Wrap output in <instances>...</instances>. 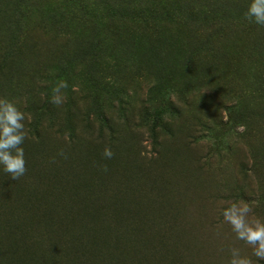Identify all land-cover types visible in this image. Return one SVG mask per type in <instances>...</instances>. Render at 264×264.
<instances>
[{
    "label": "rangeland",
    "instance_id": "1",
    "mask_svg": "<svg viewBox=\"0 0 264 264\" xmlns=\"http://www.w3.org/2000/svg\"><path fill=\"white\" fill-rule=\"evenodd\" d=\"M248 3L0 0V98L26 116L17 184L38 163L58 177L74 169L87 183L100 179L106 201L139 198L147 253L163 243L167 264H226L231 247L264 264L220 216L243 200L264 219V27L244 18ZM23 193L4 198L34 225L41 213ZM40 193L53 211L73 195L53 180ZM1 217L0 231L12 218Z\"/></svg>",
    "mask_w": 264,
    "mask_h": 264
},
{
    "label": "trees",
    "instance_id": "2",
    "mask_svg": "<svg viewBox=\"0 0 264 264\" xmlns=\"http://www.w3.org/2000/svg\"><path fill=\"white\" fill-rule=\"evenodd\" d=\"M52 180L59 186H69L73 193L70 204L58 211L41 206L40 190ZM99 184L97 178L87 183L74 169L59 177L52 175L42 163L21 184L3 174L0 222L4 221L1 216L5 217L6 212L12 218L0 231V264H141L149 258L167 264L171 251L165 250L163 243L158 251L147 253L146 245L152 234L146 235L142 228L139 198L132 194V205H119L115 197L106 201ZM21 187L30 207L41 213L34 225L29 222L31 215L27 209H22L9 196L4 198L5 193L16 195ZM128 190L129 187L127 194ZM116 194H120L119 188ZM147 217L143 216V220L150 222ZM153 230L160 233L162 240L169 233L164 222L155 223Z\"/></svg>",
    "mask_w": 264,
    "mask_h": 264
},
{
    "label": "clouds",
    "instance_id": "3",
    "mask_svg": "<svg viewBox=\"0 0 264 264\" xmlns=\"http://www.w3.org/2000/svg\"><path fill=\"white\" fill-rule=\"evenodd\" d=\"M244 18L264 27V0H249ZM66 87L67 84L61 81L53 88L51 103H63V97L59 93ZM25 119V113L19 110L14 101L0 98V171L13 181L20 179L27 172L22 146L26 139ZM113 155L111 148L105 146L103 158L110 160ZM220 216L222 223L227 224L234 233L235 239L243 241L251 248V255L256 261H264V219L255 217L252 207L243 200L227 203L226 207L220 209ZM250 216L253 218L250 219ZM228 252L226 264H253L248 256L241 254L239 248L231 247Z\"/></svg>",
    "mask_w": 264,
    "mask_h": 264
}]
</instances>
